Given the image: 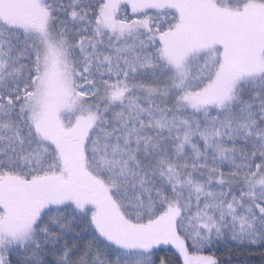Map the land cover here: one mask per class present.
I'll use <instances>...</instances> for the list:
<instances>
[{
  "label": "snow or ice",
  "instance_id": "6c2138e0",
  "mask_svg": "<svg viewBox=\"0 0 264 264\" xmlns=\"http://www.w3.org/2000/svg\"><path fill=\"white\" fill-rule=\"evenodd\" d=\"M221 249L264 264V0H0V264Z\"/></svg>",
  "mask_w": 264,
  "mask_h": 264
},
{
  "label": "trees",
  "instance_id": "16d2710c",
  "mask_svg": "<svg viewBox=\"0 0 264 264\" xmlns=\"http://www.w3.org/2000/svg\"><path fill=\"white\" fill-rule=\"evenodd\" d=\"M223 249H221V251H220V253H218L219 255H221V257H222V259H225V260H228V259H231V261L233 262V264H234V262H235V260L237 259V257H231V258H228V257H224V255H223ZM250 259H252V260H254V261H256V262H258L259 261V257H252V258H250Z\"/></svg>",
  "mask_w": 264,
  "mask_h": 264
}]
</instances>
